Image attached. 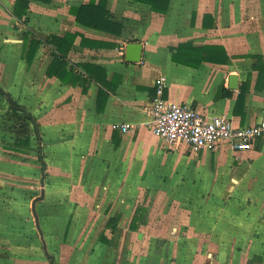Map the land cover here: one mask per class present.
Masks as SVG:
<instances>
[{"label":"crops","instance_id":"crops-1","mask_svg":"<svg viewBox=\"0 0 264 264\" xmlns=\"http://www.w3.org/2000/svg\"><path fill=\"white\" fill-rule=\"evenodd\" d=\"M91 1L96 8L84 15L93 26L78 21L72 10ZM152 2L167 9L157 11ZM16 4L0 0V87L38 125L31 122L40 145V169L45 156L67 168L57 175L73 171L78 183L87 176L84 189L100 194L85 198L87 205H105L117 197L123 182L116 166L122 160H129L128 173L137 176V188L163 198H207L192 206L183 200L174 207L163 205L146 217L153 246L123 253L102 249L95 262L264 264V136L250 149L235 150L223 140L215 149L194 152L185 143L152 135L148 113L158 77L164 76L168 100L208 117L225 115L235 126L260 121L264 0H29L25 14L16 11ZM132 42L142 44L139 61L127 59ZM179 47L181 61H175ZM6 112L11 104L0 92V117ZM122 123L132 128L122 130ZM2 133L0 264H28L12 260L11 254L20 253L24 230L14 226L25 223L28 169L23 154L34 146V138L29 146H17L21 150L14 156ZM243 191H259L262 201L244 205L236 198ZM224 192L236 197L218 196ZM224 198L228 203L220 201ZM110 201L105 224L116 227L102 233L103 244L119 235L121 223L137 232L146 214L142 204L127 217L118 201Z\"/></svg>","mask_w":264,"mask_h":264},{"label":"rangeland","instance_id":"rangeland-1","mask_svg":"<svg viewBox=\"0 0 264 264\" xmlns=\"http://www.w3.org/2000/svg\"><path fill=\"white\" fill-rule=\"evenodd\" d=\"M24 125L28 126L31 139L34 138V146L28 148L23 154L28 169L26 190L23 192L26 201V217L24 224L21 223L19 227L14 226V228L24 230L21 234V243H19L20 253L11 254L14 261L26 260L28 264H97L95 260L98 259L102 249L101 252L118 250L123 253L125 248L153 246V240L147 238L149 224L146 217L150 213L152 215V213L159 211L163 205L170 208L177 206L178 202L183 200L187 205L192 206L194 203L207 200L198 194L196 198H189V195L183 199L181 196L163 198L156 196V191L154 194L153 191L147 190L144 186L137 188L136 181H134L137 176L128 173L131 169L129 160H122L116 166V170L120 171L119 180L123 182L120 186L122 190L118 191L117 197L109 198L108 203L111 202L110 200L118 201L119 210L122 209L127 217H130L140 205H146L145 220L142 221L137 232H130L127 222L119 224V235L111 239L112 242L110 241L109 244H103L100 239L102 233L110 232L113 229L105 224L108 217L104 214V210L108 203L98 205V202H94L92 205H87L85 198L92 196L97 199V196L100 195L98 191L91 193L84 189L85 180L86 183L88 182L87 176L82 177L78 183L76 180L80 178L73 171L62 174V176L57 175V173L59 174L58 169L67 170V168L60 163L53 165L52 160L46 159L45 156L43 158L46 165L41 170L38 153L40 145L33 124L24 118L17 119L8 112L0 117V131L3 130L5 147L11 151V154L18 156L14 150V144L17 138L23 136L21 131ZM151 134L154 135L152 132ZM168 148L165 147L166 150ZM41 181L44 182L43 187ZM76 184L79 187L74 190ZM41 187L45 190L44 197L38 200L35 206L33 201L41 195ZM207 194L208 192H206ZM226 194L230 199L236 197L232 196L233 192L231 194L224 192L223 195L218 194V196H225ZM238 194L239 197L236 198L244 205L246 203L247 206L250 204L258 205L262 201L259 191H243ZM227 200L229 199H220V201ZM36 214L38 215V223ZM114 226L116 227V225ZM139 233L141 234L140 237L138 236ZM16 245L18 244H12V246Z\"/></svg>","mask_w":264,"mask_h":264},{"label":"built area","instance_id":"built-area-1","mask_svg":"<svg viewBox=\"0 0 264 264\" xmlns=\"http://www.w3.org/2000/svg\"><path fill=\"white\" fill-rule=\"evenodd\" d=\"M165 87V77L159 76L148 107L150 129L155 136L173 144L185 143L194 152L215 149L223 140L230 141L235 150L250 149L264 136V117L252 125L235 126L225 115L208 117L190 105L166 99ZM119 126L122 130L132 128L128 123Z\"/></svg>","mask_w":264,"mask_h":264},{"label":"trees","instance_id":"trees-1","mask_svg":"<svg viewBox=\"0 0 264 264\" xmlns=\"http://www.w3.org/2000/svg\"><path fill=\"white\" fill-rule=\"evenodd\" d=\"M44 1H47V0H44ZM167 2H168V0H167ZM28 8H29V0H17L16 11H18L21 14H25L27 12ZM89 8H96L94 1H91V2H89V4L82 5V6L78 7V8H72V10L75 12L78 21L90 24L91 22L87 21V18L84 15V11H88ZM152 8L157 10V11H165L167 9V7H160L159 5H157V4L153 3V2H152ZM91 25L93 26V25H96V24L92 22ZM181 52L183 53V49H182V47H179L177 49V51L173 54V59L175 61H181L180 60ZM212 59H217V58H212ZM28 60H29V62H31L32 58L28 57ZM0 92L2 94H5L8 97L9 101H10V104H11L10 115L16 117L17 119L24 118L28 122L29 121L33 122L35 124L36 129H37L38 125H37L36 121L34 120V117L32 116V114L29 113L26 110V108H24L23 106L18 104L17 101L14 100L11 97V95L9 93L5 92L1 87H0ZM21 133L23 134V136L17 138L16 141H15L16 147L14 148V150H16V151H20L21 150L17 146H29V144H30V134H29V130H28V126L27 125L23 126ZM108 226H111L113 229L115 228L114 224L108 223Z\"/></svg>","mask_w":264,"mask_h":264},{"label":"water","instance_id":"water-1","mask_svg":"<svg viewBox=\"0 0 264 264\" xmlns=\"http://www.w3.org/2000/svg\"><path fill=\"white\" fill-rule=\"evenodd\" d=\"M142 55V44L139 42H132L129 43L127 46V59L129 61H139ZM45 190L42 189L41 195L36 197L33 201L34 205L36 206V202L44 197ZM37 216V223H38V215Z\"/></svg>","mask_w":264,"mask_h":264}]
</instances>
